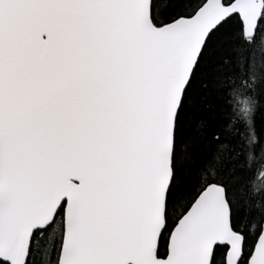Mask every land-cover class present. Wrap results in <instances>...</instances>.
I'll list each match as a JSON object with an SVG mask.
<instances>
[{
	"label": "snow or ice",
	"instance_id": "1",
	"mask_svg": "<svg viewBox=\"0 0 264 264\" xmlns=\"http://www.w3.org/2000/svg\"><path fill=\"white\" fill-rule=\"evenodd\" d=\"M0 264H264V0H0Z\"/></svg>",
	"mask_w": 264,
	"mask_h": 264
}]
</instances>
